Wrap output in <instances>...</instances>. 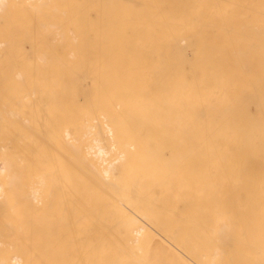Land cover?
Wrapping results in <instances>:
<instances>
[{
  "label": "bare ground",
  "instance_id": "obj_1",
  "mask_svg": "<svg viewBox=\"0 0 264 264\" xmlns=\"http://www.w3.org/2000/svg\"><path fill=\"white\" fill-rule=\"evenodd\" d=\"M0 264H264V0H0Z\"/></svg>",
  "mask_w": 264,
  "mask_h": 264
}]
</instances>
